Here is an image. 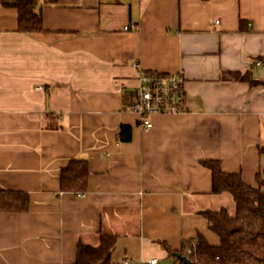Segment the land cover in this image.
Returning <instances> with one entry per match:
<instances>
[{
    "label": "crops",
    "instance_id": "1",
    "mask_svg": "<svg viewBox=\"0 0 264 264\" xmlns=\"http://www.w3.org/2000/svg\"><path fill=\"white\" fill-rule=\"evenodd\" d=\"M4 1L0 191L31 204L0 211V264H72L101 232L119 235L113 264H181L167 246L199 233L218 244L201 211L227 193L202 160L250 184L264 168V84L241 80H264V0H40L32 32ZM140 68L184 75V109L152 113V127L131 106ZM74 158L89 165L84 194L61 189Z\"/></svg>",
    "mask_w": 264,
    "mask_h": 264
},
{
    "label": "trees",
    "instance_id": "2",
    "mask_svg": "<svg viewBox=\"0 0 264 264\" xmlns=\"http://www.w3.org/2000/svg\"><path fill=\"white\" fill-rule=\"evenodd\" d=\"M4 2L18 9L20 32H32L42 28L43 18L38 10L40 0ZM230 74L237 78L241 73L236 71ZM241 80L251 84H264V80L254 79L249 73H245ZM120 139L125 142L132 140L131 125H122ZM202 163L211 169L212 193H230L235 210L232 212L222 207L201 211L208 219L211 230L220 237L218 244L211 243L204 234L199 233L197 237L184 241L179 249L167 246L168 253L180 260L181 264L187 263L179 255L187 256L192 264H264V168L256 174L257 184H250L240 172L225 171L218 159L202 160ZM89 176L90 169L86 159L70 160L61 169L62 191L84 194L88 188ZM30 204L31 198L27 192L0 191V211H28ZM118 243L119 235L115 233L101 232L97 244L80 238L76 259L72 264H113ZM141 262L140 264H146L145 261Z\"/></svg>",
    "mask_w": 264,
    "mask_h": 264
},
{
    "label": "built area",
    "instance_id": "3",
    "mask_svg": "<svg viewBox=\"0 0 264 264\" xmlns=\"http://www.w3.org/2000/svg\"><path fill=\"white\" fill-rule=\"evenodd\" d=\"M254 65L264 64L254 61ZM139 84L133 92L131 106L140 116V123L145 127H152L150 115L155 112L179 113L184 109L183 73H162L146 71L140 68ZM146 264H158V258L145 261ZM124 264H129L125 261Z\"/></svg>",
    "mask_w": 264,
    "mask_h": 264
},
{
    "label": "rangeland",
    "instance_id": "4",
    "mask_svg": "<svg viewBox=\"0 0 264 264\" xmlns=\"http://www.w3.org/2000/svg\"><path fill=\"white\" fill-rule=\"evenodd\" d=\"M227 196H225V202L224 205L227 206L226 208H228L230 211L234 212L235 208H234V202L232 201L233 197L230 193L226 192Z\"/></svg>",
    "mask_w": 264,
    "mask_h": 264
},
{
    "label": "water",
    "instance_id": "5",
    "mask_svg": "<svg viewBox=\"0 0 264 264\" xmlns=\"http://www.w3.org/2000/svg\"><path fill=\"white\" fill-rule=\"evenodd\" d=\"M180 259L182 261H184L185 263L187 264H192V261L187 257V256H184V255H179Z\"/></svg>",
    "mask_w": 264,
    "mask_h": 264
}]
</instances>
